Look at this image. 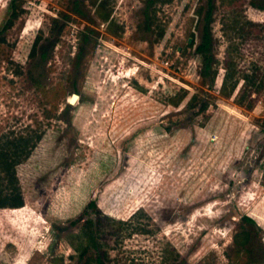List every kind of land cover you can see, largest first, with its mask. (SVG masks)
<instances>
[{"label": "rangeland", "instance_id": "1", "mask_svg": "<svg viewBox=\"0 0 264 264\" xmlns=\"http://www.w3.org/2000/svg\"><path fill=\"white\" fill-rule=\"evenodd\" d=\"M0 151V264H264V0H0Z\"/></svg>", "mask_w": 264, "mask_h": 264}, {"label": "trees", "instance_id": "2", "mask_svg": "<svg viewBox=\"0 0 264 264\" xmlns=\"http://www.w3.org/2000/svg\"><path fill=\"white\" fill-rule=\"evenodd\" d=\"M12 12H11V16L9 17V19L7 20L6 24L4 25L5 29L8 26H10L12 24V22L14 21V19L18 16V12L16 10L17 5L12 4ZM73 10L77 13H80V8L77 5V2H75ZM101 17H103V19L108 20L109 19V13L104 12ZM209 17H210V12L207 14L206 16V24L204 25V30H203V34L201 37V41L200 43L196 46V49L198 52H200L201 54H203V64H202V68H201V76L203 77H209L210 83L212 84L214 81V73L210 70V64H211V56L208 54L209 51V46L211 43V36H210V32L208 30V21H209ZM232 77V74L230 72V65L227 63L225 65V73L223 76V80L221 83V92L224 95H231V93L234 91L236 82H234L228 89H227V81ZM198 111H202L204 109H206L207 107V101L206 100H201L198 102ZM18 152H14L13 154H17ZM20 154H18L19 156ZM17 156V157H18ZM15 157V156H14ZM10 159V154L9 152H3L0 151V164L3 166V164H7L9 162ZM17 159L14 158L13 161ZM1 166V167H2ZM0 167V168H1ZM16 191V190H15ZM14 192V191H13ZM11 194V192H6L3 194L1 188H0V206H10V207H19L22 205V198L19 192H14ZM3 195V196H2ZM12 197V198H11ZM90 203H94L93 201H91ZM70 245L73 246L74 249H78L77 244H75L73 241H69Z\"/></svg>", "mask_w": 264, "mask_h": 264}, {"label": "water", "instance_id": "3", "mask_svg": "<svg viewBox=\"0 0 264 264\" xmlns=\"http://www.w3.org/2000/svg\"><path fill=\"white\" fill-rule=\"evenodd\" d=\"M79 97L77 93H72V95L69 98V103L72 104L75 102V100Z\"/></svg>", "mask_w": 264, "mask_h": 264}, {"label": "bare ground", "instance_id": "4", "mask_svg": "<svg viewBox=\"0 0 264 264\" xmlns=\"http://www.w3.org/2000/svg\"><path fill=\"white\" fill-rule=\"evenodd\" d=\"M76 100H77V99H76ZM76 100H75V101H76Z\"/></svg>", "mask_w": 264, "mask_h": 264}]
</instances>
